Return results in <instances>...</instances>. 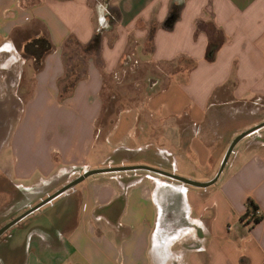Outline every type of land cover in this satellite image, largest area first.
<instances>
[{"label":"crops","instance_id":"crops-1","mask_svg":"<svg viewBox=\"0 0 264 264\" xmlns=\"http://www.w3.org/2000/svg\"><path fill=\"white\" fill-rule=\"evenodd\" d=\"M207 21L225 36L214 62L197 31ZM98 30L61 99L77 64L70 45ZM37 37L52 45L40 66L25 53ZM131 54L146 68L196 65L149 77L145 100L105 120V85ZM263 122L264 0H0V229L90 170L149 166L208 181L228 141ZM263 130L207 192L144 171L86 179L1 237L0 264H264ZM249 201L255 225L243 221Z\"/></svg>","mask_w":264,"mask_h":264},{"label":"trees","instance_id":"trees-1","mask_svg":"<svg viewBox=\"0 0 264 264\" xmlns=\"http://www.w3.org/2000/svg\"><path fill=\"white\" fill-rule=\"evenodd\" d=\"M180 11L178 9H172V11L169 14L168 18V26L169 29L174 26V24L179 19ZM197 31H204L209 38V44L206 51V59L209 62H214L216 59L217 52L221 48V46L225 43V36L223 32L217 28L213 21H210L208 24H205L204 22L199 23L197 25ZM102 31L98 30L93 41L88 46H82L78 44L77 42H74L73 45H70V52L66 56V60H77V64H73V66L77 69V72H74V67H71L72 69L69 71L68 79L65 83L61 85L60 88V97L61 99H65L68 96H70L71 92L74 89V86L78 80V78L83 75V65L81 64L88 53L95 50L100 41ZM73 42V41H71ZM52 50V45L50 42L44 38V37H37L36 39L32 40L30 43H28L25 47V53L29 56H32L36 59V62L38 65H41L42 59L44 55L49 53ZM182 64L180 66L184 67L185 69H192L195 67V62H187V61H181ZM190 63V67H186V64ZM185 65V66H184ZM72 66V64H71ZM248 210L246 215L243 218V221H246L248 225H255L259 223L262 220V216L257 215L258 209L254 205L252 201H249L248 203Z\"/></svg>","mask_w":264,"mask_h":264},{"label":"rangeland","instance_id":"rangeland-1","mask_svg":"<svg viewBox=\"0 0 264 264\" xmlns=\"http://www.w3.org/2000/svg\"><path fill=\"white\" fill-rule=\"evenodd\" d=\"M209 22L210 21H207L205 22V24H208ZM130 59H131L130 60L131 65L127 68L121 69L119 73H117L116 77L113 79H108L105 85V89L103 91V99L105 102V110H106L104 114L105 120L107 119L114 120V117L116 116V114L123 107L136 105L137 103L145 100L147 95L151 92L149 83H148L149 77L153 76L152 82H154L155 81L154 79L156 78L161 80V78L166 76V74L173 73L175 69L174 67L177 64L179 65L182 64V62H177V64L175 63V65L174 64H163L159 66L152 65L149 68H146V67H142V65L139 64L138 57L136 55L131 54ZM186 67L187 68L190 67V63L186 64ZM156 88H159V87H156ZM99 126H102V121L99 123ZM231 142L232 140H229L226 146L222 149L223 158ZM223 158L221 160V163L223 161ZM180 177L186 178L183 176H180ZM212 179L213 178L205 182L203 181V179H200L198 177L195 179H189V180L199 182V183H206V182L211 181ZM216 185L217 184H214L213 186L205 190L204 189L199 190L196 188H193V189L194 191L207 192L209 189L216 187ZM8 222L10 221H7V223ZM7 233L8 231L2 237L7 235Z\"/></svg>","mask_w":264,"mask_h":264},{"label":"water","instance_id":"water-1","mask_svg":"<svg viewBox=\"0 0 264 264\" xmlns=\"http://www.w3.org/2000/svg\"><path fill=\"white\" fill-rule=\"evenodd\" d=\"M165 27H169L168 23L167 25H165ZM264 128V122L241 133L240 135H238L234 140H232V142L230 143L227 152L223 158V161L220 165V168L216 174V176L209 182L206 183H199V182H195L186 178H182L176 174L173 173H169V172H165L159 169H155V168H151V167H147V166H132V167H113V168H106V169H96V170H90V171H86L84 172L82 175H80L79 177H77L76 179H74L72 182L68 183L66 186H64L62 189H60L59 191H57L55 194H53L52 196L48 197L46 200L42 201L40 204H38L36 207L30 209L29 211H27L26 213H24L23 215H21L20 217H18L17 219L13 220L12 222H10L9 224H7L6 226L2 227L0 229V238L7 232L9 231L12 227H14L15 225H17L20 221H22L23 219H25L27 216H29L30 214H32L34 211L38 210L39 208H41L42 206L48 204L49 202H51L52 200L56 199L57 197L67 193L68 191L72 190L73 188H75L77 185H79L80 183L84 182L86 179L98 175V174H104V173H122V172H136V171H144V172H148V173H152L161 177H164L166 179L178 182L182 185H186V186H191V187H195V188H208L212 185H214L219 177L221 176L222 172L224 171L229 158L232 154V152L234 151L235 147L244 139H246L247 137L253 135L254 133L262 130Z\"/></svg>","mask_w":264,"mask_h":264},{"label":"built area","instance_id":"built-area-1","mask_svg":"<svg viewBox=\"0 0 264 264\" xmlns=\"http://www.w3.org/2000/svg\"><path fill=\"white\" fill-rule=\"evenodd\" d=\"M257 215H259V212H257Z\"/></svg>","mask_w":264,"mask_h":264}]
</instances>
